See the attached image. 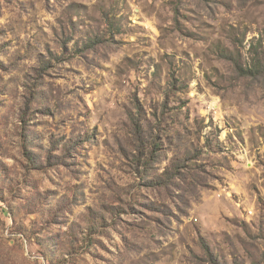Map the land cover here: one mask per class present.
Wrapping results in <instances>:
<instances>
[{"label": "rangeland", "instance_id": "374dc122", "mask_svg": "<svg viewBox=\"0 0 264 264\" xmlns=\"http://www.w3.org/2000/svg\"><path fill=\"white\" fill-rule=\"evenodd\" d=\"M0 264H264V0H0Z\"/></svg>", "mask_w": 264, "mask_h": 264}]
</instances>
